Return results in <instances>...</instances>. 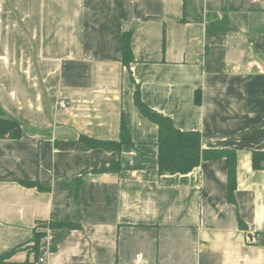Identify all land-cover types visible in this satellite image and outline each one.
Segmentation results:
<instances>
[{
  "label": "crops",
  "instance_id": "0c3cea01",
  "mask_svg": "<svg viewBox=\"0 0 264 264\" xmlns=\"http://www.w3.org/2000/svg\"><path fill=\"white\" fill-rule=\"evenodd\" d=\"M137 83L203 148L237 152L235 203L226 158L159 172ZM1 116L22 126L0 137V254L22 244L6 264H264V0H0ZM123 117L120 150L81 140L120 141ZM51 220L78 226L45 228L35 258Z\"/></svg>",
  "mask_w": 264,
  "mask_h": 264
},
{
  "label": "trees",
  "instance_id": "16d2710c",
  "mask_svg": "<svg viewBox=\"0 0 264 264\" xmlns=\"http://www.w3.org/2000/svg\"><path fill=\"white\" fill-rule=\"evenodd\" d=\"M123 55L124 63L129 65L134 59L131 48V33H125L123 36ZM200 101V96H197ZM135 103L141 112L151 121L156 123L159 128L158 135V169L161 174H186L199 166L203 160H211L216 158H226L228 162V182H227V198L229 202L235 203V191L237 189V152L233 149L223 148H203L202 136L197 130H181L175 126L173 120L157 110L151 108L142 98L140 85L136 84ZM22 132L21 123L12 117H0V137L20 138ZM120 141L99 140L82 135L81 140L90 147H100L105 150H120L124 143L131 141L130 132L125 121L122 118ZM253 167L264 170V151L253 152ZM111 165L107 170H119ZM22 184L28 187H38L43 189L38 181L25 180ZM242 223V222H241ZM78 225L72 222H61L59 220H51L50 222H42L39 228L35 229L30 242L24 246L29 248L38 258L41 247V239L46 235L45 228L68 227L75 228ZM19 244L10 251L0 254V264L10 262L12 255L20 248ZM26 261L24 264H28Z\"/></svg>",
  "mask_w": 264,
  "mask_h": 264
},
{
  "label": "built area",
  "instance_id": "2783aa9c",
  "mask_svg": "<svg viewBox=\"0 0 264 264\" xmlns=\"http://www.w3.org/2000/svg\"><path fill=\"white\" fill-rule=\"evenodd\" d=\"M62 106L65 107V103L64 102L62 103ZM40 260L41 261L45 260V257L44 256L40 257Z\"/></svg>",
  "mask_w": 264,
  "mask_h": 264
}]
</instances>
